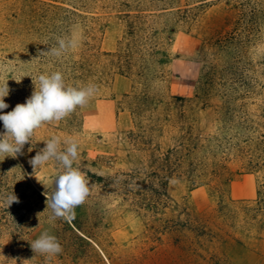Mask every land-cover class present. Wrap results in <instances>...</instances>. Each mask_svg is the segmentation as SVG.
Here are the masks:
<instances>
[{"label": "rangeland", "instance_id": "obj_1", "mask_svg": "<svg viewBox=\"0 0 264 264\" xmlns=\"http://www.w3.org/2000/svg\"><path fill=\"white\" fill-rule=\"evenodd\" d=\"M195 2L0 0V83L9 88L0 114L26 102L39 74L60 71L66 84L99 89L35 130L23 154L0 156V264H264V0ZM58 37L77 47L40 55ZM129 47L131 75L99 64ZM189 135L199 137L192 156L201 164L167 183L169 205L156 217L93 187L75 219H49L44 194L61 169L29 161L51 137L77 140L73 166L105 177L145 171L152 150ZM12 193L18 202L9 205ZM45 231L63 248L50 261L30 245Z\"/></svg>", "mask_w": 264, "mask_h": 264}, {"label": "clouds", "instance_id": "obj_2", "mask_svg": "<svg viewBox=\"0 0 264 264\" xmlns=\"http://www.w3.org/2000/svg\"><path fill=\"white\" fill-rule=\"evenodd\" d=\"M76 39L57 38V45L47 52L53 57L60 58L69 50L77 47ZM35 90L23 104L6 114H0L5 131L0 133V156L16 157L23 154L25 144L31 141L35 130L44 124L60 122L70 116L77 108L85 107L98 93L95 83L87 85L66 84L64 74L60 71L39 74L33 80ZM9 95L7 82L0 83V110L9 105L5 97ZM45 147L29 161L34 169L54 161L61 169L51 192H46V209H51L49 219H75L76 207L82 205L90 195V180L74 162L79 157V142L75 139L61 140L53 136L45 141ZM32 149L30 148L29 151ZM9 205L18 202L12 193L8 196ZM35 254L44 256L47 261L62 253L63 248L57 238L47 231L39 238L30 242Z\"/></svg>", "mask_w": 264, "mask_h": 264}, {"label": "trees", "instance_id": "obj_3", "mask_svg": "<svg viewBox=\"0 0 264 264\" xmlns=\"http://www.w3.org/2000/svg\"><path fill=\"white\" fill-rule=\"evenodd\" d=\"M149 1L154 3L156 0ZM158 1L171 6L173 3L192 0ZM204 1L206 0H196L192 5L203 6ZM189 5L191 4L186 3L184 6ZM161 10L165 11L166 8ZM134 11L138 13L144 10ZM124 15L130 18L129 13ZM138 15L134 14V17L139 18ZM136 56L135 51L129 47L125 50L103 53V58L99 64L102 65L103 69L111 70L114 74L127 76L132 74L136 66ZM131 141L134 145H143L145 148H141V150L148 151L150 143L137 134L132 135ZM199 141L198 136L189 135L187 142H182L177 147L167 149L164 152H159L157 149L152 150L149 153L148 168L145 171L119 172L105 177L86 172L90 180V188L97 187L114 199H120V203L132 212L156 217L169 205L167 183L172 179L190 178L196 174L201 163L192 154L197 150ZM212 173L214 174L215 170ZM259 211L261 215L264 214V207H260ZM162 229L168 228L163 227Z\"/></svg>", "mask_w": 264, "mask_h": 264}]
</instances>
